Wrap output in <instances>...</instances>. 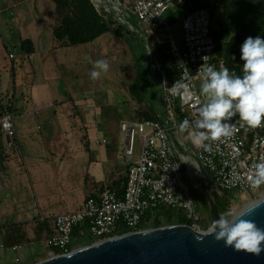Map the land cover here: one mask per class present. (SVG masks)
I'll use <instances>...</instances> for the list:
<instances>
[{
	"label": "built area",
	"instance_id": "built-area-1",
	"mask_svg": "<svg viewBox=\"0 0 264 264\" xmlns=\"http://www.w3.org/2000/svg\"><path fill=\"white\" fill-rule=\"evenodd\" d=\"M190 0H130L124 3L129 17L138 23L141 35L146 39L154 38L159 44H166L173 58L177 77L164 90L167 110L159 113L158 121H143L138 126L121 123L125 132L123 154L130 156L128 162L127 182L121 194L105 187L98 198L88 196L82 207L73 212H64L53 217L54 231L47 242L62 253L71 250L75 229L78 235L86 233L96 238L116 236L120 224L137 229L143 213L149 208L161 205L183 208L185 214L192 218V226L202 216L195 212L184 178L182 165H186L193 173L194 167L171 145L166 128L174 134L184 146L180 135L179 124L188 119L193 120L204 98L199 95V67L213 65L216 70L225 67L223 58H215V42L210 32V17L206 8L198 7L187 12H179L181 8L190 6ZM169 17H163V13ZM170 15H177L171 19ZM174 31L181 33L183 47L179 48L173 41ZM181 85H188L187 89ZM170 104L181 116L178 122L173 118ZM229 123H235L236 131L230 138L212 144L211 151L198 148L189 139L191 147L212 184L223 191L254 192L248 177L252 165L264 159V134L261 127L250 129L241 127L238 116ZM148 128L147 133L142 132ZM11 114L0 113V135L8 136L11 132ZM136 131L142 136L135 145ZM187 134V133H186ZM106 139L102 138V142ZM261 188V187H260ZM264 194V189L258 193ZM49 254H54L51 250Z\"/></svg>",
	"mask_w": 264,
	"mask_h": 264
},
{
	"label": "rangeland",
	"instance_id": "rangeland-1",
	"mask_svg": "<svg viewBox=\"0 0 264 264\" xmlns=\"http://www.w3.org/2000/svg\"><path fill=\"white\" fill-rule=\"evenodd\" d=\"M19 1H23L20 5V13L22 15L24 23L23 25H17V28L21 30L24 36L29 37L31 41L33 40L32 45L34 47L35 43H37L38 46L39 42L42 41L46 50H49V48L53 44V39L51 36V31L54 26L52 12L48 11V6L40 5L41 2H38V0H0V3L6 2L13 4ZM120 1L122 3L130 2V0ZM210 1L214 3L216 10L218 11L219 0ZM49 5L51 6L50 3ZM10 13L12 14L11 11ZM163 17L168 18V13H163ZM7 18L8 17L4 16V13L0 12V44L1 42H3L4 45H6L5 51L3 49H0V82L2 83L0 84V90L1 88L4 90L7 86H10L13 77L18 87H14V99L11 102V99H9L6 94L4 95L2 93V96H0V98L4 100L2 103H12V108L16 109V114H12L15 115L13 117V120L18 122L19 120H24V118L22 117L31 111V107H36L35 109H32L36 113L37 120L40 121V124L42 122V124L40 125L41 132L33 134L38 135L39 137L47 138V142L45 143L44 148L50 152L48 156L53 159L54 157H56V155H58V153L64 152L65 154V148L71 149L72 154L77 155L70 158L63 157V159L61 160L56 157L52 162L55 163V165H59L60 167L59 169H57L58 166L55 168L53 166L52 168L53 170L57 169L58 172L61 173L59 174V179L58 175H56L53 171L48 173L47 176L50 177L48 183L50 185L56 186L57 189L62 188L63 186L69 188L71 185H78V181L75 179V174L81 169H86L84 168V166L86 167L85 162H83L81 156H78L84 154V152L81 151L80 148L79 137L76 136V131L80 129L79 126L81 125V122L79 121L77 116L68 115L67 108L69 104L64 102L67 96L63 93L64 91H68L71 93V97L73 99L77 98V94L72 87L75 77H69V79L66 78L64 73H62L63 69L61 68V66H66L67 71L70 69V67H68L67 59L71 56H66V49H59L60 52L57 55H54L56 53L54 52V56L44 52H38L37 47L36 51L32 50L31 52H29L26 49L27 45L24 47L25 51L24 49L22 50L20 48V42L18 41V39L12 38L10 33V31L13 30L17 31L16 21L8 20L9 18ZM106 18L110 19L109 17ZM129 19L130 23L134 27H138L137 21L135 19H133L132 17H130ZM13 35L16 34L13 33ZM180 36L181 33L179 31H174L173 41L179 48H182L183 42L180 40ZM108 48L109 50H111L110 47ZM135 48L136 52H138V48ZM123 49L124 46L120 41L118 42V45L114 47L116 53H114L113 56L110 55L111 57L108 56L110 57V60H114V63H116L117 70L119 69V65L121 63H124ZM61 51L64 54H61ZM105 51L107 50L105 49ZM6 52H8L9 56H6ZM20 54H23L24 57H19ZM10 58L14 59L12 63L9 60ZM10 65L11 68H9ZM112 66V68L115 70V65L112 64ZM69 72H71V70ZM117 75H119L118 71ZM29 77L30 79H28ZM27 80H29L32 85H30ZM29 92L32 94V97ZM165 97L169 101V94L167 91H165ZM170 106L172 107V104H170ZM173 112L175 113V111ZM30 119L31 116H28V118L25 119V122L30 121ZM25 122L22 123V126L25 125ZM74 123L76 124V126L74 125ZM22 126L20 124L18 125V131L21 136H24V134H26V131H28V128L26 127L27 125L25 127ZM66 130L68 138L66 137L65 141V137L63 135L62 137H60V131ZM147 130L148 128H146L142 132V134L147 133ZM80 131H78V135L80 134ZM182 135L186 137V133L182 132ZM141 136L142 135L136 131L135 145H137V142L140 140ZM48 139L51 141V144L48 143ZM50 146L55 147L56 149L52 150L50 149ZM73 157L77 158V160L74 161ZM76 162L77 164L75 165ZM79 163L81 164V166H79ZM182 168L183 174H185V178L189 180V183L187 181V185L193 206L198 209L194 210L195 212H199L201 215H203V217H206L207 213H202V208L200 206V201H204V192H202V189H200L199 183L192 180L195 173L189 170L186 165H182ZM7 175L8 176L5 178L4 173L0 171V202L3 206L2 208L5 209L6 207L4 206L6 204H9L17 210L19 214L18 217H20L21 220H25L24 231H21L20 233H23V235H26L30 239L29 241L25 242L21 241L19 244L13 246L7 245L0 240V264L29 263L31 261L30 256L38 252L45 253L40 255V257H36L37 260L45 258L50 255L49 252H47L49 248H47L46 245L44 247H39V244H43L44 241H41V243H39L38 240L33 239L36 228L35 226H33L34 219L32 216L36 214L37 211L34 207V199L30 198L32 195L28 194V191L25 187L28 175L25 169L22 168L20 170V173L18 175V178L22 182L20 185L14 179V175L12 173H9ZM85 183L87 184L86 181ZM15 185L19 188L15 187ZM94 186L95 185H92L89 188H93ZM34 187L36 190H38L42 186L40 187L36 183V186ZM213 188L216 193H218L219 191H223L218 190L215 186H213ZM263 189L264 186H261V188L255 190L252 193L238 190L227 191L226 197L223 199H219L218 204L219 206H225V208L229 207V210L233 212H238L254 199L263 197L264 194H258ZM54 195L57 194L54 193ZM82 195L83 192L79 193L77 188L71 189L68 191V197L63 194L62 200L56 208L47 210L43 209L41 210V213L45 217H49L52 214H56L59 212H71L80 204ZM172 209L174 215H182L186 213L183 208L172 207ZM24 211H27V213L23 215ZM49 212L50 214H48ZM195 224L197 225L194 227L196 230H201L203 228V226H201L199 223L197 224V221L195 222ZM92 237L94 238L95 236ZM82 239V236L75 234L72 239V246H74L72 248L82 246L80 245Z\"/></svg>",
	"mask_w": 264,
	"mask_h": 264
},
{
	"label": "crops",
	"instance_id": "crops-1",
	"mask_svg": "<svg viewBox=\"0 0 264 264\" xmlns=\"http://www.w3.org/2000/svg\"><path fill=\"white\" fill-rule=\"evenodd\" d=\"M8 5H10V3H0V11ZM175 16L177 17V15ZM175 16L170 15L171 19H174ZM178 18L179 17H177V19ZM104 21L109 22L108 20ZM146 39H148L147 36ZM118 42L119 41L116 36L109 32H105L96 40H93L89 43L80 44L73 50H69L70 48L67 47L60 48L66 49V56H71L67 59L68 67H70V69L67 71L66 66H61V68L63 69L62 73H64L66 78L69 79V77H75L72 87L77 94V98L73 99L70 92H63L67 96L64 102L69 104L67 112L69 116L78 117L79 121L81 122L79 127L85 128L87 137V142L84 143L80 129L76 131V136L79 137L81 151L84 152V154L78 156H81L83 162L86 164V167L82 164L84 168H86L85 170L81 169L75 174V179L78 181V185H71L69 188L63 186L62 188L57 189L56 186L50 185L48 183L50 180V177L47 176L48 173L53 171L56 175H58V179L59 174L61 173H59L57 170L60 166L57 164L55 165V163L52 162L56 157L61 160L63 157L70 158L77 155L72 154L71 149L65 148V154L64 152L58 153V155H56V157L53 159L48 156L50 152L44 148L47 138L39 137L38 135L33 134L41 132L40 125L42 124V122L40 124V121L37 120L36 113L33 110L36 107H31L30 109L32 112L30 111L28 114L23 116L22 118H24V120H19V122L13 120L15 115L12 114H16V109L0 111V113L9 112L11 114L12 124V129L8 136L0 135V171L4 173L5 178L8 176L7 174L12 173L16 182H18L20 185L22 182L18 178V175L22 168L25 169L28 175L25 187L28 191V194L32 195L30 198L34 199V207L37 211V213L32 216L34 219L33 226L36 228L33 239L38 240L39 243L44 241L46 244L51 233L54 231L53 217L57 214L63 213H51V216L45 217L41 213V210L56 208L62 200L63 194L68 197L69 190L77 188L79 193L83 192L82 200L78 205L79 207L77 206L78 208H75L76 210H79L89 193L93 191H99L100 189L103 190L105 187L112 188L117 193H119L118 189L111 187V185L114 181H118L124 176L126 186L128 162L131 160V157L123 154L125 132L121 130L120 125L121 123H129L137 127L139 123L143 122V120H139L134 114L132 109L133 103L119 83L117 65L114 63V60H110V57L116 53L114 47L118 45ZM36 47L38 52H44L52 56L57 55L60 52L59 48L55 51L52 49V47H50L49 50H46L42 41L39 42L38 46L37 43H35V47L33 46V51H36ZM108 47H110L111 50H109ZM0 49L5 51V48L2 47L1 44ZM105 49L107 51H105ZM54 52L56 53L53 55ZM61 54L64 53L61 51ZM6 55H8V52H6ZM87 58H90L91 61L106 59L109 63L110 72L108 71L107 73L102 74L101 77L95 81L91 80L89 77V72L92 69V64ZM9 60L13 62L14 59L10 58ZM112 64L115 65V70L112 68ZM70 70L71 72H69ZM28 79H30V77ZM27 81L30 85H32L29 80ZM0 84L2 83L0 82ZM15 86L18 87V85ZM13 88L14 87H12L11 82V85L7 86L4 90L1 88L0 96H2V93L4 95L6 94L9 99H11V102L14 99ZM0 101L2 103L4 100L0 98ZM28 116H31V119L30 121L25 122V119L28 118ZM23 122H25L24 126H22ZM19 124L22 127L27 125L26 127L28 128V131H26L24 136L19 134ZM74 125L76 126L75 123ZM78 131H80L79 135ZM60 134V137L63 135L65 137L64 140L66 141L67 130L60 131ZM102 138H105L106 141L102 142ZM48 143L51 144L49 139ZM50 149L55 150L56 148L50 146ZM73 160L76 161L77 158L73 157ZM76 164L77 162L75 165ZM53 166L54 168L57 166L58 167L56 170H53ZM79 166H81L80 163ZM36 183L40 187L42 186L38 190H36L34 187L36 186ZM120 184L121 183H118L117 186H120ZM92 185L95 186L93 188H89ZM15 187L19 188L16 185ZM102 190L98 194H100ZM54 193L57 195H54ZM98 197L99 195L97 198ZM2 207L3 206L0 202L1 242L13 246L19 244L21 241H29L30 238H28L26 235H23V233H20L21 231H24L25 220H21V218L18 217L19 214L17 210L12 207V205L6 204L4 206L6 207L5 209ZM75 209H73V211H76ZM26 213L27 211H24L23 215ZM48 214H50V212ZM44 243L39 244V247H44ZM50 251V249L47 250V252ZM43 253L45 252H38L34 255H31L30 257H40V255Z\"/></svg>",
	"mask_w": 264,
	"mask_h": 264
},
{
	"label": "trees",
	"instance_id": "trees-1",
	"mask_svg": "<svg viewBox=\"0 0 264 264\" xmlns=\"http://www.w3.org/2000/svg\"><path fill=\"white\" fill-rule=\"evenodd\" d=\"M22 2L23 1H19L10 4L0 11L4 13V16L9 18H7L8 20L16 21V28L17 25H23L24 23L20 13V5ZM38 2H41L40 5L42 6H48V11L53 14V45L51 47L54 51L58 48L60 49L65 47L74 49L80 44L96 40L105 32H109L116 36L119 42L121 41V44L124 46V63H121L119 65V69L117 70L119 74V83L133 103L132 109L134 114L139 120L143 121L159 120L156 112L158 107V92L145 63L143 51L138 48V52H135L136 48H134L130 41L125 37L122 27L117 21H104L99 16L96 7L88 0H38ZM190 3V6L181 8L179 12L185 13L198 7L206 8L210 17V32L215 42V58H223L225 67H227L230 71L235 72L237 75L242 74L241 69L243 61L240 60V46L244 40L250 36L253 38L259 36L261 39H264V0H219L218 11L216 10L214 3L210 0H190ZM10 33L12 38L18 39L22 50L24 49L25 51L24 47L26 45L28 46L27 51L31 52L33 50L31 39L24 36L21 30L17 28V31L13 30L10 31ZM13 33L16 35H13ZM146 42L162 68L165 76V86L169 87L177 77V70L175 69L169 47L166 44L157 43L154 38H148L146 39ZM1 46L6 50V45H4L3 42H1ZM23 54H20V57H24L22 56ZM233 56L235 59H232ZM9 68H11V65ZM11 82L12 87H15L16 82L14 77ZM12 106V103L2 104L0 101V111L11 110L13 109ZM170 110L173 118L179 122L181 120V116L177 110L171 106ZM173 111H175V113ZM80 130L85 143L87 142L85 128L82 127ZM261 132L264 134V128ZM180 135H182V132H180ZM182 137L184 146L188 150L193 151V149H191L192 147L189 139L186 138L187 134L186 137L183 135ZM185 180L189 183L187 178H185ZM192 180L194 182H198L200 189L204 192L200 177L197 173L193 175ZM209 181L213 187L211 177H209ZM118 183H121L120 186H117ZM124 186L125 176L118 181H114L111 185V187L118 189V194H121ZM101 190L102 189L96 192L93 191L89 193L88 196L97 198L99 195L98 193ZM226 195L227 191H219L218 193L214 191L217 208L220 214L229 210V207L225 208V206H219L218 204L219 199L225 198ZM200 206L202 208V213L206 214L207 209L205 194L204 201H200ZM193 208L198 210L194 206ZM192 221L193 219L189 218L186 214L174 215L171 206L161 205L155 208L147 209L143 213L137 229L139 230L148 227H158L175 223L191 225ZM198 223L203 226V215L197 221V224ZM131 230L133 229L120 224L116 229V234H122ZM75 234H78L77 229H75ZM82 237L83 239L81 240L80 245H85L88 242L99 239L96 237L93 238L92 235L87 233ZM45 245L54 253H62V251L53 248L49 242H46ZM35 261H37L36 257L31 258L29 263L24 264H32Z\"/></svg>",
	"mask_w": 264,
	"mask_h": 264
},
{
	"label": "water",
	"instance_id": "water-1",
	"mask_svg": "<svg viewBox=\"0 0 264 264\" xmlns=\"http://www.w3.org/2000/svg\"><path fill=\"white\" fill-rule=\"evenodd\" d=\"M88 1L96 7L102 19L117 21L131 45L143 51L145 63L158 92L156 112L159 115L167 110L162 68L138 27L130 23L124 3L120 0ZM101 5H110L113 10L115 8L119 19H114V16L107 19L99 10ZM161 124L166 128L172 147L183 157L190 158L189 163L200 177L207 208V216L203 217V228L196 230L192 225L175 223L131 230L89 242L64 253L50 254L32 264H264V252L259 256L237 252L231 247H225L223 241L217 242L213 235L202 234V230L220 215L209 176L197 155L183 146L166 124ZM257 201L264 202V196L254 199L251 204L236 213L246 212ZM242 218L264 227V203ZM198 235L199 240L196 238Z\"/></svg>",
	"mask_w": 264,
	"mask_h": 264
},
{
	"label": "clouds",
	"instance_id": "clouds-1",
	"mask_svg": "<svg viewBox=\"0 0 264 264\" xmlns=\"http://www.w3.org/2000/svg\"><path fill=\"white\" fill-rule=\"evenodd\" d=\"M87 59L92 64L91 80L95 81L108 72L106 59ZM240 60L243 61L240 75L227 67L216 70L213 65L204 63L197 71L203 103L191 122L184 119L178 127L198 148L211 151L213 143L232 137L236 128L235 123L229 121L233 117L238 116L241 127L255 129L264 124V39L247 37L240 46ZM181 87L187 89L189 86ZM248 180L254 189L264 186V159L252 165ZM261 203L264 202L257 201L246 212L229 210L221 213L202 230V234L213 235L217 242L223 241L225 247L234 251L259 256L264 252V227L242 217L260 207ZM196 238L199 240L200 236Z\"/></svg>",
	"mask_w": 264,
	"mask_h": 264
},
{
	"label": "bare ground",
	"instance_id": "bare-ground-1",
	"mask_svg": "<svg viewBox=\"0 0 264 264\" xmlns=\"http://www.w3.org/2000/svg\"><path fill=\"white\" fill-rule=\"evenodd\" d=\"M99 10H100V12L104 15V16H106V17H112V16H114L113 18L114 19H119V14L116 12V9L114 8V10H113V7L112 6H110V5H101L100 7H99ZM115 11V12H114ZM109 15V16H108ZM131 40H132V38H131ZM185 159L187 160V161H190V158H188V157H185ZM254 201V200H253ZM252 201V202H253ZM252 202H250L249 204H251ZM249 204H247V205H249ZM246 205V206H247Z\"/></svg>",
	"mask_w": 264,
	"mask_h": 264
}]
</instances>
